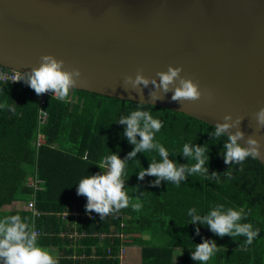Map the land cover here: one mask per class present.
<instances>
[{
    "label": "trees",
    "instance_id": "trees-1",
    "mask_svg": "<svg viewBox=\"0 0 264 264\" xmlns=\"http://www.w3.org/2000/svg\"><path fill=\"white\" fill-rule=\"evenodd\" d=\"M4 102L16 105L14 112L0 109V219L20 215L32 229L35 220L44 232L38 244L54 249L58 264H120L121 246H138L140 264H197L191 252L204 239L215 240L220 247L208 264H264V165L248 158L242 170L240 165L231 166L232 179L226 180L224 140H212L213 125L171 108L145 104V110L163 122L156 140L170 153L182 150L184 143H207L209 173H221V182L194 175L179 186L167 181L154 186L155 177L139 180L138 173L150 159L159 160L158 153H138L128 162L125 184L132 202H140L141 209L128 207L101 220L99 214L86 211L87 198L77 195L78 182L102 173L98 164L111 152L123 159L132 150L134 145L123 136L125 125L117 120L136 110L138 101L72 89L67 102L47 98L48 115L41 122L35 91L28 85L0 81V103ZM40 135L45 141L38 144ZM169 158L179 164L194 163L181 154ZM31 200L39 216L25 208ZM220 204L243 208L249 215L242 222L260 230L247 251L239 246L243 237H219L206 225L188 223L189 209L204 215ZM97 233L113 234L100 238ZM179 248L182 254L177 261Z\"/></svg>",
    "mask_w": 264,
    "mask_h": 264
},
{
    "label": "water",
    "instance_id": "water-1",
    "mask_svg": "<svg viewBox=\"0 0 264 264\" xmlns=\"http://www.w3.org/2000/svg\"><path fill=\"white\" fill-rule=\"evenodd\" d=\"M43 54L81 70L73 89L135 101L126 74L182 66L211 99L179 103L168 92L154 105L213 126L227 113L243 116L240 129L264 153L252 118L264 107V0H0V65L29 72ZM141 87L151 103L154 86Z\"/></svg>",
    "mask_w": 264,
    "mask_h": 264
},
{
    "label": "clouds",
    "instance_id": "clouds-1",
    "mask_svg": "<svg viewBox=\"0 0 264 264\" xmlns=\"http://www.w3.org/2000/svg\"><path fill=\"white\" fill-rule=\"evenodd\" d=\"M182 71V66L169 65L167 70L158 71L155 76L148 77L143 74L142 68H138L134 76L126 74L123 77L124 89L135 91L141 97L136 110L117 120L119 124L125 125L123 136L134 147L123 159L111 152L98 164L103 170L102 173L88 175L78 182L77 195L87 198L85 208L88 213L94 211L99 214L101 220H104L109 215L116 216L128 207L135 211L141 209L140 202H132L125 184L129 178L126 171L128 162L135 160L138 153H158L159 160L150 159L149 166L142 168L138 173L139 180H143L145 176L155 177L152 181L154 186H159L161 181L179 186L182 181L194 175L215 181L217 184L221 182V173L217 171L209 173L210 156L207 143L204 145L184 143L182 150L170 153L156 140V134L161 131L163 122L154 118L151 111L144 108L145 104L154 106V102L163 99L162 94L168 92H172L171 99L179 103L195 102L202 96L211 99L210 92L201 90L198 81L182 76ZM81 76L79 68H66L63 59H58L52 54H43L40 57L39 66H33L31 71L23 72L13 81L23 80L37 95L51 93L52 98L67 102L71 90L78 82H81ZM149 84L154 86L149 92L151 103L144 101L141 87V85L148 87ZM15 105L7 102L0 103V109L14 112ZM252 118L256 121V132L264 129V107L253 113ZM243 119L244 117L240 115L234 119L231 113H227L223 117V122L217 121L211 132L214 142L224 140L221 154L224 163L229 165L223 173L226 180L232 179L231 166L240 165L242 170L248 158L256 160L264 156L261 152V139L256 135L246 136L240 129ZM233 129L235 131H232ZM170 154L172 156L181 154L194 163L179 164L169 158ZM188 215L191 218L188 223L206 225L219 237L227 235L234 240L243 237L244 243L239 246L244 251H247V246L252 245L260 234V230L252 223L242 222L249 215L243 208H225L223 204H220L204 215H201L196 208H191L188 210ZM199 233L200 228L197 227L196 234L199 235ZM219 250L220 247L215 240L204 239L203 242L194 245L191 258L197 264H208ZM0 264H58V261L50 251L38 244V234L26 220L20 215H11L0 219Z\"/></svg>",
    "mask_w": 264,
    "mask_h": 264
},
{
    "label": "built area",
    "instance_id": "built-area-1",
    "mask_svg": "<svg viewBox=\"0 0 264 264\" xmlns=\"http://www.w3.org/2000/svg\"><path fill=\"white\" fill-rule=\"evenodd\" d=\"M23 72H20L18 70H15V69H11V68H7V67H4V66H1L0 65V81L2 82H5V83H12V84H22V85H27L23 80H20V81H13L15 80L16 78H18L19 76L22 75ZM39 96V99H40V120L41 122H45L46 119H47V111L44 110V104L46 103V100L49 96H52L51 93H45L43 95H38ZM45 140L43 138V135H40L39 136V140H38V144H41L43 143ZM25 208L27 210H29L30 212L33 213V216L36 217V216H39L40 215V212L37 210L36 208V204H35V200H31V201H28V203L25 205ZM64 215H66V212H64ZM34 226H33V230L38 234V236L44 232L42 231L41 228L37 227L36 224H35V220H34ZM114 233V232H113ZM113 233H103L101 234L100 236L103 238V237H107V235H112ZM115 235H119V233H115ZM121 236L123 234H120ZM126 249L127 247L125 246H121L120 249H119V254L118 256L119 257H123V255L125 254L126 252ZM108 253L109 254H112L111 252V249L108 248Z\"/></svg>",
    "mask_w": 264,
    "mask_h": 264
},
{
    "label": "crops",
    "instance_id": "crops-1",
    "mask_svg": "<svg viewBox=\"0 0 264 264\" xmlns=\"http://www.w3.org/2000/svg\"><path fill=\"white\" fill-rule=\"evenodd\" d=\"M129 253L127 254V257L130 259V264H140V254H139V248L138 246H130L129 247ZM50 253L58 260L59 255H57L56 251L54 249H51ZM134 255V259L130 258L129 256ZM61 257V256H60ZM75 258L78 256L75 255Z\"/></svg>",
    "mask_w": 264,
    "mask_h": 264
},
{
    "label": "rangeland",
    "instance_id": "rangeland-1",
    "mask_svg": "<svg viewBox=\"0 0 264 264\" xmlns=\"http://www.w3.org/2000/svg\"><path fill=\"white\" fill-rule=\"evenodd\" d=\"M27 204V203H26ZM101 234H103V233H97V235L100 237V238H102L100 235ZM106 237V236H105ZM104 238V237H103ZM129 247H127V249H126V252H125V254L123 255V257L121 258V257H119V259H120V264H130V259L127 257V254L129 253ZM46 250H48L49 251V249H47L46 248ZM181 254H182V250L179 248L178 250H177V253H176V260L177 261H179L180 260V256H181ZM130 258H132V259H134V255L132 254V256H129Z\"/></svg>",
    "mask_w": 264,
    "mask_h": 264
}]
</instances>
